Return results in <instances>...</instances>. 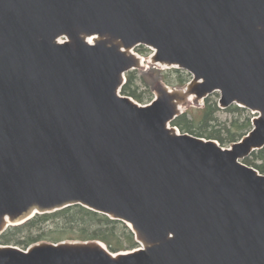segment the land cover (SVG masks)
Listing matches in <instances>:
<instances>
[{"label": "water", "instance_id": "water-1", "mask_svg": "<svg viewBox=\"0 0 264 264\" xmlns=\"http://www.w3.org/2000/svg\"><path fill=\"white\" fill-rule=\"evenodd\" d=\"M149 62L192 79L121 93ZM220 92L259 113L231 147L172 125ZM264 0H0V235L80 204L140 247L0 244V264H264Z\"/></svg>", "mask_w": 264, "mask_h": 264}, {"label": "trees", "instance_id": "trees-1", "mask_svg": "<svg viewBox=\"0 0 264 264\" xmlns=\"http://www.w3.org/2000/svg\"><path fill=\"white\" fill-rule=\"evenodd\" d=\"M138 72L139 70H132L127 73V81L121 93L143 102L147 96L152 98L153 90L147 84L145 87L148 88L142 90L143 77L138 75ZM160 72L169 84L176 82L183 86L189 80L179 68H171L166 75L165 70L161 69ZM172 74L177 76L173 77ZM215 93L205 99V105L200 113L194 114L191 110H187L175 118L172 125L180 128L182 132L215 139L222 146H231L251 131L252 115L243 116L249 109L237 104L221 108L219 98L214 97ZM222 110L234 113V117L230 120H221L219 112ZM244 162L264 174V148L254 151L244 159ZM65 238L101 240L113 252L140 246L126 222L112 219L106 214L80 204L50 213L37 214L23 224L11 226L0 235V244H12L27 249L31 244L42 240L60 241Z\"/></svg>", "mask_w": 264, "mask_h": 264}, {"label": "rangeland", "instance_id": "rangeland-1", "mask_svg": "<svg viewBox=\"0 0 264 264\" xmlns=\"http://www.w3.org/2000/svg\"><path fill=\"white\" fill-rule=\"evenodd\" d=\"M135 52L137 54H139L140 56H142L145 59V67L143 69H136V70H139L138 75H140V76L143 77V79H142L143 81L141 83L142 90H145V88H148V86L145 87L146 84L149 85V88H151L153 90V96H152V98H150V97L147 96L144 99L143 102H139L137 100L139 103H141V104H148V103H150L155 98V96H156V94H155V87H156V85L159 82H162L164 84H167V85H169L172 88L181 87L176 82L174 84H169L166 81L164 75L160 72L161 69L162 70H165L164 74L166 75V74H168V72H167L168 70H170L171 68H176V67H166V66H161L159 64H152L151 62H149L150 57L154 53V49L153 48L148 47L147 45H139V46H137L135 48ZM180 70H181V73L184 74L185 77H187L189 79L188 80V82H189L192 79V74L189 71L185 70V69H180ZM172 76L173 77H176L177 74H172ZM220 96H221L220 92H216L215 95H214L215 98H220ZM204 105H205V101L203 102V104L201 106H191L189 108V110H191L194 114H197V113H200L201 112V110H202L201 108ZM247 115H252V117H253V114H252L251 111L245 112L243 116H247ZM219 117L223 121L230 120V119H232L234 117V113L228 112L226 110H222V111L219 112ZM252 123H253V120H252ZM179 130H180V128H179ZM225 147H231V146L230 145H227ZM65 239H71V238H65ZM130 250H132V249H130Z\"/></svg>", "mask_w": 264, "mask_h": 264}]
</instances>
